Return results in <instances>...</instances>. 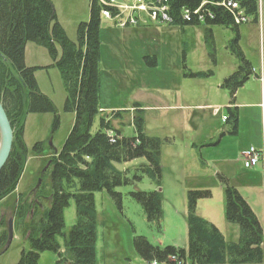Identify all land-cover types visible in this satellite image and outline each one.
I'll return each mask as SVG.
<instances>
[{
    "label": "trees",
    "instance_id": "1",
    "mask_svg": "<svg viewBox=\"0 0 264 264\" xmlns=\"http://www.w3.org/2000/svg\"><path fill=\"white\" fill-rule=\"evenodd\" d=\"M205 1V2H204ZM173 22L170 25L202 24L195 10L201 9L207 21L204 24L221 25L238 31L235 16L240 9L249 22L259 18V0H167ZM237 4V7L235 6ZM101 8L90 0V16L78 25L77 42L72 41L57 19L51 0H0V102L13 129V144L7 162L0 171V202L16 192L28 160L24 140L25 121L30 112L56 113L53 101L41 92L35 72L48 66L25 64V47L34 42L46 48L52 66L61 72L66 84L65 109L76 114L75 124L60 151L47 154L53 167L50 190L45 194L49 206L37 196L18 197L13 206L14 226L30 249H23L17 264H38L45 251L59 254L58 264H96L97 209L94 193L106 190L121 207L123 194L116 187L131 184V196L142 206L148 221L158 224L163 214V196L160 190L143 191L137 182L147 174L161 186V149L167 138L149 135L144 128L143 108L134 102L131 108L103 110L101 108L102 57L100 37ZM190 12L191 20L183 19ZM212 16V17H211ZM240 35L229 43L231 53L238 59L236 71L226 77L222 86L229 92L230 105L226 107L230 132L238 125V107L235 94L252 75V63L240 47ZM145 63L156 66L155 58L144 57ZM50 65V66H51ZM212 70L184 72L189 78H208ZM99 125L93 131L95 118ZM58 118H56V121ZM133 134L125 133L127 127ZM113 132L110 136L108 131ZM36 156L42 155V145L34 146ZM136 172L129 177L119 170L116 162L142 159ZM225 184L226 216L240 227L239 240L227 241L221 229L197 215L198 201L212 196L210 190H190L187 193L188 245H154L143 235L133 238L134 248L144 264H175L176 256L182 264H264V225L240 191L229 179L219 174ZM46 186V185H45ZM39 191H44L40 186ZM74 200L77 221L65 235V252L57 235L65 226L64 209ZM5 225V226H4ZM0 253L8 240V221L0 219Z\"/></svg>",
    "mask_w": 264,
    "mask_h": 264
},
{
    "label": "rangeland",
    "instance_id": "2",
    "mask_svg": "<svg viewBox=\"0 0 264 264\" xmlns=\"http://www.w3.org/2000/svg\"><path fill=\"white\" fill-rule=\"evenodd\" d=\"M51 2L54 5L57 19L65 29L67 36L77 42L78 25L87 21L90 16V0H51ZM109 22L102 18L101 33L107 32L102 38V56L104 67L116 78L113 91L115 103L132 100L130 89L128 87L124 89V86L119 87L122 75L126 72L124 69L118 70L121 69L119 66H123V61L117 55L122 53L128 52L134 56L132 61L134 76L132 77L136 85L144 84L155 88H160L164 84L170 86L178 83L180 78L169 70H165L174 63H177L183 72L199 69L208 71L211 70L210 67L216 68L214 57L221 64L219 68L230 67V61L233 59L232 54H229L231 52L229 43L236 36L237 30L235 29L204 23L183 27L152 23L146 26L144 31L161 40L167 56L161 67L150 66L141 58L140 40L137 33L126 37V41L130 40V44L127 43L129 49H125L116 40V35L109 30L110 26L107 24ZM240 27L244 32L240 47L251 63L256 65L259 58L264 60V0H259L258 21L243 23ZM112 29L115 28L112 27ZM115 30L120 32L119 29ZM37 51L41 53L39 58ZM37 59L38 61H33ZM34 62L48 66L38 69L35 72V78L41 92L53 101L56 113L30 112L27 114L24 140L29 156L16 192L3 200L4 202H0V219L4 218L6 222L11 215L7 208H4V215H2L3 206L13 208L15 200L20 196L24 198L37 196L38 199L43 200L45 206H49L45 191L47 188L50 190L53 167L50 162H47L46 157L51 151L62 149L76 119L74 112L65 109L67 90L61 72L51 65L52 59L46 48L34 42H28L25 47V64H35ZM181 79L187 81L182 86V92H185L193 89L189 83H197L204 88L211 82V79L214 80V77L210 76L206 79L181 77ZM202 80L205 81L202 82ZM169 95L167 103H165L166 100L159 101L151 97L143 103L145 131L153 136L171 137L169 141H165L161 149V186L158 187L147 174H144L137 182V187L143 191L160 190L162 192L161 220L158 224L148 221L142 206L130 194L135 189L134 185L125 184L116 187V190L123 194L121 207L106 190L95 192L94 199L98 214L96 264H138L141 262L133 245V238L136 235L146 236L152 244L158 246L174 244L186 247L188 245L187 193L190 190L207 189L211 191L212 196L198 201L197 215L218 226L227 240L234 242L239 240V225L230 222L226 216L225 184L218 175L223 174V170L228 172L227 163L221 162L223 159L212 161L214 158L222 157L224 153L222 147L202 149L200 145L193 143L196 136H200L198 144H202L203 140L208 138L211 121L221 120L222 113L219 117H212L209 112L212 109L208 108L203 111L205 117L196 121L192 110L163 107L165 104L175 105L173 92ZM182 102L190 101L184 98ZM199 102L200 99L196 100L195 104ZM217 124L222 129L229 128V125L221 124L220 121ZM98 125L99 117H96L93 131ZM125 133L133 134L134 128L127 127ZM201 136H204V139H201ZM38 142L42 145L41 156H36L34 151V146ZM140 161H145V159L116 162L115 165L119 170H127L128 176L132 177L133 174L139 172L136 170V165ZM232 183L239 186L241 180L235 178L231 180L230 184ZM40 186L44 187V191H39ZM257 205L258 203L255 206ZM64 219L63 233L57 235L62 253L65 252V235H68L77 221L74 200H71L70 205L64 209ZM23 249H30L29 241L24 239L18 228L14 226V234L9 247L0 253V264H17ZM58 261V253L45 251L41 254L38 264H58Z\"/></svg>",
    "mask_w": 264,
    "mask_h": 264
},
{
    "label": "crops",
    "instance_id": "3",
    "mask_svg": "<svg viewBox=\"0 0 264 264\" xmlns=\"http://www.w3.org/2000/svg\"><path fill=\"white\" fill-rule=\"evenodd\" d=\"M107 24L110 26L109 30L116 35L115 38L118 43L122 44L125 49H129L128 44H130V40L126 41V37H129L131 34L137 33V36L140 40L141 58L144 59V57L146 56L155 58L157 60L156 67H161L163 65V62L166 60L167 54L163 49L161 40L155 35L144 31L146 26L152 25V23L128 26L121 29L117 28L112 21ZM111 26L115 29H119L120 32L112 29ZM210 31L212 32V30ZM237 32L240 35L241 42L244 32L241 30L240 25ZM106 34L107 32H100L102 45L103 35L106 36ZM39 52L40 51H37L38 58L39 54H41ZM229 54L232 53L230 52ZM117 56L123 61V66H119V68L121 69L118 70H126V72L122 75L119 87L124 86V89H127L128 87V89H130L132 100H124L120 103H115L113 101L114 81L116 80V78L103 65L101 46V108L103 110L124 108L132 109V104L134 102H138L141 104V107L145 109L143 103L149 97L158 99L159 101L166 100L165 103H167V99H169L170 96L169 94L173 92L176 100L175 105L171 106V104H165L163 107L168 109L175 107V109L177 110H192V114L196 117V121H198L201 117H205V113L203 111L208 108L212 109L209 111L212 117H219L220 113H222L221 120L215 119L214 121H211L208 138L206 140H203L202 144H198L200 136H196L193 139V143L195 145H200V148L202 149H215L222 147V150L224 152L222 157L214 158L212 161H215V159H223L221 162L227 163L226 167L228 169V172H225L226 170H223L224 172L223 174L221 173V175L227 177L230 183L231 180L235 178L241 180V184H239V186L233 183L231 185L236 187L245 197L252 210L258 215L259 219L264 225V178L261 173V168L260 166H258L256 168L248 169L243 165L242 161L243 153H245L251 147H255L258 150H264V60L259 58L256 65L252 63V75L236 91L235 104L238 107V127L237 132L235 134H232L230 132V128L224 127V129H222L217 124V122L220 121L221 124H226V122L223 121V117L227 116L226 107L230 105L231 97L229 95V92L222 86V82L226 77L236 71L239 66L238 59L233 54V59L232 61H230V67H225L223 65L224 68H219L221 64H219L217 58L214 57V65L216 66V68H209L214 72L212 75L214 77V80L212 81L211 79V82L209 84L207 83L208 85H206L204 88H201L197 83H189L190 86L193 87V89L185 92H182V86L183 83L187 81H183V79H181V77L183 78L185 76L180 66H177V63L172 64V66L166 67L165 70H169V72H172L177 77H179L180 79L178 83L176 82L170 86H165L166 84H164L160 88H155L144 84L136 85V82L133 81L132 75L134 76V70L132 69V61L134 59V56H131L128 52L122 53L121 55ZM33 61H38V59ZM34 63L35 64H28V66H43L42 64H38L37 62ZM198 71L203 70L199 69L192 72ZM204 81L205 80H202V82ZM184 98L190 102H182ZM203 98L205 100H203ZM198 99H200V102L198 104H195V101ZM215 109H218V112L216 114L214 113ZM156 137H160L163 139L167 138L168 141L171 138L169 136ZM201 139H204V136H201ZM17 200H15V203H17ZM256 203H258L257 206H255ZM4 208H7L9 210L8 213H10L11 215L10 218H13L14 221L13 208L10 206H3L2 215H4ZM225 238L227 240L226 236ZM138 264H144L143 260L141 259V262H139Z\"/></svg>",
    "mask_w": 264,
    "mask_h": 264
},
{
    "label": "built area",
    "instance_id": "4",
    "mask_svg": "<svg viewBox=\"0 0 264 264\" xmlns=\"http://www.w3.org/2000/svg\"><path fill=\"white\" fill-rule=\"evenodd\" d=\"M166 1L167 0H93V2L101 8L100 15L112 21L114 25L119 28L148 23H172L173 19ZM235 6L237 7V4ZM202 8L203 5L196 9L194 13L198 15V22L205 23L207 19L201 10ZM240 10L239 14L235 16L236 24L246 23L249 19L245 11L242 9ZM183 19L190 21V12L185 13ZM217 112L218 109H215L214 113L216 114ZM223 120L226 121L227 117L224 116ZM108 133L110 136H113L111 130H109ZM242 161L243 165L248 169L260 166L264 178V150L251 147L243 153ZM171 260H173L175 264H182L176 256H171ZM151 264H157V262L154 261Z\"/></svg>",
    "mask_w": 264,
    "mask_h": 264
},
{
    "label": "water",
    "instance_id": "5",
    "mask_svg": "<svg viewBox=\"0 0 264 264\" xmlns=\"http://www.w3.org/2000/svg\"><path fill=\"white\" fill-rule=\"evenodd\" d=\"M13 144V129L11 127L6 111L0 102V171L5 165L10 155ZM14 222L13 218L8 220V240L4 250H6L13 238Z\"/></svg>",
    "mask_w": 264,
    "mask_h": 264
}]
</instances>
